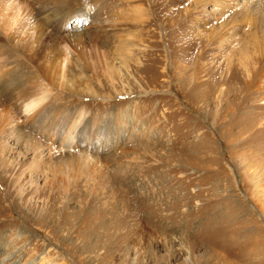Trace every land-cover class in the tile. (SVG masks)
I'll return each mask as SVG.
<instances>
[{
	"label": "rangeland",
	"instance_id": "obj_1",
	"mask_svg": "<svg viewBox=\"0 0 264 264\" xmlns=\"http://www.w3.org/2000/svg\"><path fill=\"white\" fill-rule=\"evenodd\" d=\"M73 1L57 22L118 76L63 96L100 119L91 158L1 136L0 264H264V0Z\"/></svg>",
	"mask_w": 264,
	"mask_h": 264
},
{
	"label": "bare ground",
	"instance_id": "obj_2",
	"mask_svg": "<svg viewBox=\"0 0 264 264\" xmlns=\"http://www.w3.org/2000/svg\"><path fill=\"white\" fill-rule=\"evenodd\" d=\"M67 1L0 0V93H3L0 96V138L6 129L14 130L23 119L51 140L52 157L74 154L76 159L78 155L91 158L88 151L77 146L78 139L87 132L91 133L90 137L98 133L96 127L100 119L93 118L92 126L88 128L85 126L88 113L75 111L78 106L73 102L78 100L63 96L73 93L74 97H83L85 93L92 92L89 86L91 78L98 80L105 76L114 83L118 73L111 63L106 62L105 53L99 51L96 45L98 33L89 30L77 35L69 29L68 19L57 22L59 10L66 8ZM224 1L226 7L237 0ZM71 2L74 3L73 0ZM92 2L94 7L100 8L103 16L108 7L99 5L97 0ZM213 2L215 5L220 0ZM251 18H256L255 28L258 27L256 31L259 33L262 15L253 14ZM96 28H99L98 23ZM98 32L104 31L99 28ZM252 45L249 49L260 55L262 50L258 43L254 41ZM246 72V83L254 88L258 81L254 80L249 70ZM241 94L240 91L238 95ZM258 97L264 107V93H257L252 98ZM17 110H21L20 117ZM31 140L32 136L27 144L32 142L37 147L38 141Z\"/></svg>",
	"mask_w": 264,
	"mask_h": 264
}]
</instances>
